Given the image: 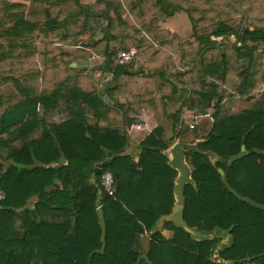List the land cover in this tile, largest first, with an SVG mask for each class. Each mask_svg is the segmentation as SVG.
Here are the masks:
<instances>
[{
  "label": "trees",
  "instance_id": "trees-1",
  "mask_svg": "<svg viewBox=\"0 0 264 264\" xmlns=\"http://www.w3.org/2000/svg\"><path fill=\"white\" fill-rule=\"evenodd\" d=\"M119 2L0 0V87L15 91L0 94V264L264 263V88L258 103L226 115L222 104L254 98L264 83V0ZM28 3L43 6L45 18H28ZM180 12L188 37L160 25ZM131 47L133 62L114 63ZM186 51L195 59L186 61ZM91 53L102 88L93 71L69 65ZM170 75L190 94L166 114L172 133L157 124L135 146V159L126 127L154 105L155 76ZM231 82L233 91L223 90ZM61 102L58 122L37 110ZM184 108L212 115L198 148L221 157L212 164L184 151L195 186L184 188L183 220L202 240L172 222L149 233L174 202L176 171L165 150L188 129ZM107 168L114 195L100 184ZM216 228L233 237L223 250Z\"/></svg>",
  "mask_w": 264,
  "mask_h": 264
},
{
  "label": "rangeland",
  "instance_id": "rangeland-1",
  "mask_svg": "<svg viewBox=\"0 0 264 264\" xmlns=\"http://www.w3.org/2000/svg\"><path fill=\"white\" fill-rule=\"evenodd\" d=\"M119 1L120 0H114V2H116V3ZM34 6H35L34 3H28V8L26 11L27 17L32 19V20H43L45 18L44 14L39 11L38 7H35L33 9L32 7H34ZM65 6H67V8L72 7V5L67 3V2L62 4V7L66 8ZM93 11H97V9H93ZM180 13H177L173 17L165 20L164 23L167 21H168L167 23H174L173 26L175 28H176V26L181 28V26H183L181 24L183 23L184 26H186V31H185L186 34L178 35L176 30H175L176 34L172 31H171L172 33L170 31L169 32L172 35L188 37L191 34L190 22H189L188 17L185 13H183V12H180ZM178 15L182 16L184 18V20L183 21L178 20L180 18V17H178V19L175 20V22H174L173 18L175 16H178ZM94 26L97 27V25H95V24H94ZM184 57H185L186 61L195 59L194 53L191 51H186ZM83 61H85L87 63L85 65L97 64L96 63V56L94 53H91L90 55H88L87 58L84 59ZM177 63H178V60H177ZM80 64H82V62H80ZM79 66H81V65H79ZM75 70L78 71L76 68H75ZM176 71H180V72L183 71V67L181 65H178L176 67ZM90 72H92V71H90ZM93 72H94V76L96 78L98 70H94ZM155 78H156L155 79L156 89H155L153 96H152L153 101H154V105L153 106H150V105L143 106L140 110V114L137 117L140 121L136 124H132V125L126 127L127 132H129L128 133L129 134V140H130V142H132V146H130V149H132L133 155H135V152L133 151L135 148V145H137L138 142L140 140H142V137L144 135V132H141V131H143L142 127H143V124L145 122L144 120H141V118H142L141 116H144V115H142V110L144 108H149L150 111L153 113V115L155 114L154 116H157V118H159L157 124L164 126L165 131H166V135H170L172 133L170 130V125H171L172 119L170 117H167L166 114L172 113L176 108L179 107L182 100H184L190 94L188 87L185 84L176 80L175 75L168 76L167 80H163L162 78H157V76H155ZM100 79H101V77H100ZM103 81L104 80L101 79V83H100V85H98L100 88H102ZM175 88L177 89V91L175 90ZM233 88H234V83L231 82L230 84L226 85L223 88V90H228L229 92H231V91H233ZM263 88H264V83L261 84L259 91L256 92V94L254 95V98H251L248 100L247 99L246 100L241 99V101L232 102L227 98L224 99L222 101V104L224 107L223 113L225 115L227 113H231V112L235 111L236 108L242 106V104L245 102H249V104L258 103L259 99H257V98L259 97L258 95L261 92H263ZM214 103H215V99H213V101L211 102V105H213ZM181 117L183 120V125L188 127V129L185 130V128H184L185 131L179 130L180 134L177 135V137L175 138V141L182 140V141H186V142H192L197 138H203L202 136H204L208 132V130L210 129L212 122H213V117L210 113H208V112L202 113L201 111L191 110V109H187V108L183 109ZM137 124L140 125V128L137 127ZM191 125H193V127H190ZM167 151H168V149L165 150L166 153H167ZM134 158L136 159V157H134ZM218 171H219V169H218Z\"/></svg>",
  "mask_w": 264,
  "mask_h": 264
},
{
  "label": "water",
  "instance_id": "water-1",
  "mask_svg": "<svg viewBox=\"0 0 264 264\" xmlns=\"http://www.w3.org/2000/svg\"><path fill=\"white\" fill-rule=\"evenodd\" d=\"M70 67H75L77 70H88L94 71L97 69L98 65H81L77 66L76 62H70ZM204 142L203 138H197L192 142L186 141H175L168 148L167 155L168 161L167 164L176 171V176L173 181V197L174 202L171 207V210L168 214L161 215L154 225L149 230V233H153L158 230H163L165 222H172L177 226H181L185 228L192 234V237L196 240L205 239L206 236L191 232L184 220H183V210L185 206V196H184V188L186 184H191L195 186V181L192 178V170L190 165L186 161V157L184 154L185 150L199 153L201 155L207 156L212 164H215L216 161L221 160V157L211 150H200L198 148L199 144ZM245 146L241 145V150H244ZM252 150H249L247 153H251ZM107 161H103L99 166L95 168V172H100L101 166L106 165ZM221 175L223 174V170L219 169ZM215 234L220 237V243L218 245L219 250H223L227 246H229L233 242V237L227 231H221L220 229H215ZM229 264H234L232 261Z\"/></svg>",
  "mask_w": 264,
  "mask_h": 264
},
{
  "label": "crops",
  "instance_id": "crops-1",
  "mask_svg": "<svg viewBox=\"0 0 264 264\" xmlns=\"http://www.w3.org/2000/svg\"><path fill=\"white\" fill-rule=\"evenodd\" d=\"M35 7H38L39 8V10H40V12L42 13V9H43V6H37L36 4H35V6L34 7H32L33 9L35 8ZM90 9L93 11V9H97V7L95 6V4L92 2V3H90ZM181 14V13H180ZM179 14V15H180ZM175 16L174 18H173V21L175 22V20H177L178 19V17H180L178 20H184V18L182 17V16ZM168 22V21H167ZM167 22H161L160 23V25L163 27V28H165V29H167L168 31H172V32H174L175 34H176V32H175V30L177 31V33H178V35H183V34H186L185 33V31H186V26H184V24L182 23L181 25H183V26H181V28H179L178 26H176V28L173 26L174 25V23H167ZM177 22V21H176ZM167 23V24H166ZM176 24V23H175ZM168 27V28H167ZM171 32V33H172ZM99 36V35H98ZM173 36H176V35H173ZM84 60V59H83ZM83 60H80V62H82V64H78L77 62H76V64L77 65H85V64H87L85 61H83ZM96 77H98V78H100L101 76H100V74H99V72L97 73V76ZM15 93V91H14V89L12 88V86H10L9 84H5V85H3V86H1L0 87V94H2V95H4V96H11V95H13ZM64 106H63V103L61 102V104L55 109V110H53V111H42L43 109L41 108V106H39L38 105V107H37V110L38 111H40V112H43V116L46 118V120H48V121H54V122H58V121H60L63 117H64ZM0 114H1V109H0ZM142 115H144V116H141L142 118H141V120H144L145 122H144V124H143V131H141V132H144V135H143V137H142V139L152 130V128L154 127V126H156L157 125V123H158V119L159 118H157V116H154L153 115V113L150 111V109L149 108H144L143 110H142ZM21 116V114L19 113V112H16V113H13V114H11V115H9L8 117H7V119L8 120H10V119H13L14 117H16V118H18V117H20ZM129 133V132H128ZM130 146H132V142H130ZM136 146V145H135ZM139 152V150H135V155H133L134 157H136V159H137V153Z\"/></svg>",
  "mask_w": 264,
  "mask_h": 264
},
{
  "label": "built area",
  "instance_id": "built-area-1",
  "mask_svg": "<svg viewBox=\"0 0 264 264\" xmlns=\"http://www.w3.org/2000/svg\"><path fill=\"white\" fill-rule=\"evenodd\" d=\"M136 54H137L136 49L132 47L128 49L119 50L114 57V62L119 65L131 63L135 60ZM137 127L140 128V125L137 124ZM190 127H193V125H191ZM100 184L102 189L108 195H114V192L116 190L114 185V178L112 172L108 168L102 172ZM4 199H5V192L0 187V202L3 201ZM234 264H264V263H256L255 261L252 260H245Z\"/></svg>",
  "mask_w": 264,
  "mask_h": 264
}]
</instances>
